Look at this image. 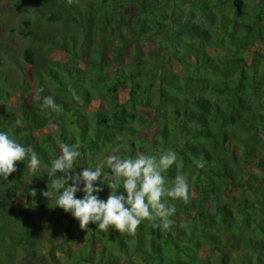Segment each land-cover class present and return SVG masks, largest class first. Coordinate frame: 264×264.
Listing matches in <instances>:
<instances>
[{
	"label": "trees",
	"instance_id": "obj_1",
	"mask_svg": "<svg viewBox=\"0 0 264 264\" xmlns=\"http://www.w3.org/2000/svg\"><path fill=\"white\" fill-rule=\"evenodd\" d=\"M0 25L33 67L11 81L4 67L22 62L0 43V130L42 167L63 143L80 145L77 172L116 144L175 150L166 178L190 185L168 230H81L16 162L0 181V264H264V0H0Z\"/></svg>",
	"mask_w": 264,
	"mask_h": 264
},
{
	"label": "clouds",
	"instance_id": "obj_2",
	"mask_svg": "<svg viewBox=\"0 0 264 264\" xmlns=\"http://www.w3.org/2000/svg\"><path fill=\"white\" fill-rule=\"evenodd\" d=\"M42 92V88L37 90L41 109L60 113L63 106L51 95L41 96ZM121 151L119 144L113 145L102 159L80 167L77 172L80 145L63 143L59 154L44 168L30 146L0 130V181H6L17 171L16 162H23L33 177L46 175L48 190L43 194L48 198L54 196V208L70 214L81 230H87L91 223L103 232L114 230L134 235L144 221L161 231L170 229L177 211L175 202L187 204L190 197V185L183 173L177 172L171 179L165 175L174 165L179 167L177 152L121 155ZM105 186L109 194L101 199L99 193ZM78 192L82 197L76 196Z\"/></svg>",
	"mask_w": 264,
	"mask_h": 264
},
{
	"label": "rangeland",
	"instance_id": "obj_3",
	"mask_svg": "<svg viewBox=\"0 0 264 264\" xmlns=\"http://www.w3.org/2000/svg\"><path fill=\"white\" fill-rule=\"evenodd\" d=\"M260 1V0H258ZM5 5H7V3H5ZM255 5L254 3H252L251 7ZM37 19V18H35ZM7 25H0V43L1 44H6L9 43L12 45V49L13 51L16 53L17 57H18V61L22 62L19 64H22V69L19 67V65H15L14 61H10L6 67H4V70H6L9 75H10V80L13 82H16L17 80H20L23 76V74L27 75L30 77L31 73L33 72V67L28 65V64H24L23 59L21 57V50L19 48V46H24V44L20 41L18 42L17 40H14V34L12 32H10L9 28H6ZM18 42V43H17ZM25 47V46H24ZM14 62V63H11ZM24 64V65H23ZM77 247H82L81 245H77ZM23 258V256H18V258H16V261H21V259Z\"/></svg>",
	"mask_w": 264,
	"mask_h": 264
}]
</instances>
